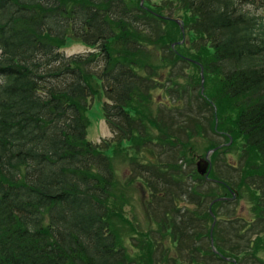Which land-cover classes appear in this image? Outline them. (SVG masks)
<instances>
[{"label": "trees", "instance_id": "1", "mask_svg": "<svg viewBox=\"0 0 264 264\" xmlns=\"http://www.w3.org/2000/svg\"><path fill=\"white\" fill-rule=\"evenodd\" d=\"M140 2L0 0V264H264V0Z\"/></svg>", "mask_w": 264, "mask_h": 264}, {"label": "rangeland", "instance_id": "2", "mask_svg": "<svg viewBox=\"0 0 264 264\" xmlns=\"http://www.w3.org/2000/svg\"><path fill=\"white\" fill-rule=\"evenodd\" d=\"M249 9L251 12H258L260 14L264 13L263 11H257L256 7H249L247 8ZM170 11L171 9L169 10H166V14L169 15L170 14ZM180 43V42H178ZM176 43V44H178ZM189 46V44H188ZM89 48L84 46V45H81V44H71L69 45V47H66L65 49H63V53L66 55V56H72V55H84L85 53L89 52ZM186 67L183 66V69H185ZM175 69H177L176 71H181V68L179 67H176ZM167 69H164L163 70V73H165ZM186 73H182L183 76L181 77H176L175 81H177L179 83L180 86L183 87V89H186L187 92L191 93V91H188L190 88L188 86V83L190 82L191 80V68L187 67L186 69ZM174 88H176L175 86L176 85H173ZM164 90H156L154 91L153 93V98H154V102H155V105L160 102V103H163L164 105L167 104V103H170L171 101V95H166V100L162 99V94ZM169 92V91H168ZM185 103H186V96H185ZM162 104V105H163ZM151 108L152 109H155L154 108V105L151 103ZM93 113H92V123L91 125L89 126L88 130H87V138L89 141H91L92 143H100L102 142V140H110L113 138V133L111 132V129L109 128V126L107 125V123L105 122V120L102 118V116H100V110L98 109V107L96 105L93 106ZM194 109V108H193ZM186 112H189V110H187ZM223 145H229V143L227 144H223ZM222 145V146H223ZM157 151V150H156ZM209 151V150H208ZM205 155V154H204ZM141 156H145L146 158H144L145 160H153L154 156L148 154V153H144L142 152L141 153ZM211 156V155H210ZM238 156H235L234 154H227L226 155V161L229 163V164H236L235 167H238V160H237ZM211 160V158H210ZM115 166H116V170H118V174L120 175V177L122 175H124V172H126L127 170L125 169L126 168V162H120L117 161L115 163ZM192 168L195 167V164L193 166H191ZM131 166L128 167V169H130ZM190 169V168H188ZM223 168L220 169V173L223 174ZM226 171V170H225ZM239 204L236 206L237 207V215H241V216H244V217H248L249 216V213H248V207L246 206L245 204V201H240L238 202ZM126 211H127V214H129V207L126 208ZM139 217H141L142 215L139 214L138 215ZM129 241L124 238V243H123V246H124V250L125 251H128V247L130 246ZM130 252V250L128 251ZM159 257H160V254L159 252H156V255H155V260L156 261H159ZM156 264H159V262H156ZM169 264H173L171 261L169 262ZM186 264V263H184Z\"/></svg>", "mask_w": 264, "mask_h": 264}, {"label": "water", "instance_id": "3", "mask_svg": "<svg viewBox=\"0 0 264 264\" xmlns=\"http://www.w3.org/2000/svg\"><path fill=\"white\" fill-rule=\"evenodd\" d=\"M143 3V0H141L140 4L142 5ZM165 19L167 20H170L174 23H176L177 25H179L180 27V30L183 32V26H182V22L180 19H176V18H166ZM200 75H201V81H203V76H202V69L200 71ZM203 89H201V92H202ZM221 146H218L214 149H211L209 151L206 152V154L204 155L203 158H199L195 164L196 166V171L197 173L200 175V176H203L206 180L208 181H211V182H218L216 180H212V179H209L208 178V175H209V172H210V169H211V162H210V155L215 152L217 149H219ZM235 199V195L233 194L231 198H226V197H220V198H217L215 200H213L210 205H209V208H208V211L211 215V217L213 218V222H212V225H211V228H210V246H211V249L213 252H216L215 251V248H214V245H213V239H212V229H213V226L215 224V217L214 215L212 214L211 210H210V207L213 203L215 202H221V201H230V200H234ZM225 260H227L226 258H224Z\"/></svg>", "mask_w": 264, "mask_h": 264}]
</instances>
